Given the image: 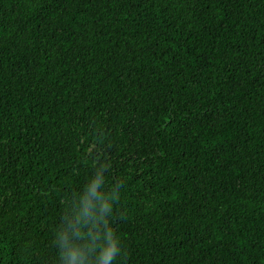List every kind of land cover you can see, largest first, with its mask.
<instances>
[{
    "label": "trees",
    "instance_id": "trees-1",
    "mask_svg": "<svg viewBox=\"0 0 264 264\" xmlns=\"http://www.w3.org/2000/svg\"><path fill=\"white\" fill-rule=\"evenodd\" d=\"M100 162L120 264H264V0H0V264Z\"/></svg>",
    "mask_w": 264,
    "mask_h": 264
},
{
    "label": "clouds",
    "instance_id": "clouds-1",
    "mask_svg": "<svg viewBox=\"0 0 264 264\" xmlns=\"http://www.w3.org/2000/svg\"><path fill=\"white\" fill-rule=\"evenodd\" d=\"M103 162L94 165L79 193L66 197L65 213L53 229L58 264H120L125 255L110 224L122 182L107 185Z\"/></svg>",
    "mask_w": 264,
    "mask_h": 264
}]
</instances>
